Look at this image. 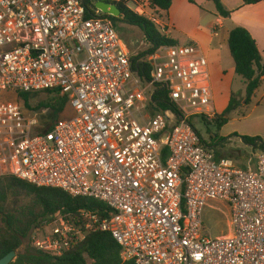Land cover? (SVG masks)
<instances>
[{
    "label": "built area",
    "instance_id": "built-area-1",
    "mask_svg": "<svg viewBox=\"0 0 264 264\" xmlns=\"http://www.w3.org/2000/svg\"><path fill=\"white\" fill-rule=\"evenodd\" d=\"M84 1L0 0V91L57 92L73 110L41 132L19 104L0 101V177L107 208L104 218L83 209L43 219L33 247L61 257L107 232L125 264H264V152L253 170L202 143L191 120L219 114L201 49H158L147 79L103 13L86 18ZM88 1L120 3L155 23L148 0ZM159 88L179 116L158 108ZM214 202L227 206L229 231L211 238L203 213Z\"/></svg>",
    "mask_w": 264,
    "mask_h": 264
},
{
    "label": "trees",
    "instance_id": "trees-1",
    "mask_svg": "<svg viewBox=\"0 0 264 264\" xmlns=\"http://www.w3.org/2000/svg\"><path fill=\"white\" fill-rule=\"evenodd\" d=\"M214 4L215 14L223 19L230 18L232 11L224 8L220 0H208ZM263 0H241L242 5H255ZM151 7L158 11H168L171 7L172 0H148ZM193 4L192 0H188ZM120 11L119 17H110L100 14L101 18H107L112 26L116 22L136 27L142 34L149 49L137 57H133V68L139 70L140 76L150 77L152 66L150 61L140 60L143 56H152L162 47L179 45L178 42L169 35L162 34L154 22L138 16L120 3L115 4ZM83 6L86 12V18L96 17L94 5L85 0ZM230 56L234 63V73L240 77L245 85V102L248 105L254 93L260 87L264 77V59L256 46L255 41L247 30L242 27H236L228 34L227 39ZM140 61V64L137 62ZM45 93L51 98L47 103L38 105L39 109L51 111V122L53 125L66 106L68 100L60 96L57 92L46 91L38 93H20L17 97L23 102V107L31 109L29 106V96ZM153 101L161 110H171L178 116L176 108L169 103L167 91L164 88L156 89L153 95ZM240 106L238 101L231 96L227 107L223 113L214 121L217 130L228 122V116ZM190 122V121H189ZM206 123V121H203ZM51 125L45 131L50 130ZM238 137V135H233ZM219 142H224L227 138L218 137ZM244 145L253 147V150L264 152V142L259 137H240ZM202 143L207 144L204 140ZM211 146V144H209ZM216 153V152H215ZM19 192L34 198L33 207L25 206L18 210H7L5 198L8 193ZM87 209L99 213L100 217H107L106 206L89 198H73L59 189L42 188L31 185L27 182L16 179L12 176L0 177V259L8 253L19 250L16 257L10 264H125L120 259V248L107 232H96L88 234L79 244L65 252L61 257H52L49 254L36 250L33 247V232L41 228L43 219L53 216L57 212L76 214L78 211ZM28 242L27 246H22Z\"/></svg>",
    "mask_w": 264,
    "mask_h": 264
},
{
    "label": "rangeland",
    "instance_id": "rangeland-1",
    "mask_svg": "<svg viewBox=\"0 0 264 264\" xmlns=\"http://www.w3.org/2000/svg\"><path fill=\"white\" fill-rule=\"evenodd\" d=\"M139 2V1H138ZM178 2V0L175 1ZM199 4L201 11L198 12L197 8H183L180 3L176 4L173 12L175 14L174 22L176 23L175 29L170 30L169 34L172 38L179 41L180 44H188L192 42L196 44L205 56L209 64V80L212 88L214 106L219 116L227 107L228 101L233 96L240 106L228 116V122L219 130L216 128L215 122H201L199 118H193L191 123L201 135L202 139L214 147L216 156L222 159H229L236 167H247L248 161H254L255 156L259 154L257 150H250L245 148L241 142L242 136H257L264 142V81L258 88L257 92L252 96L250 103L244 105L245 102V85L243 80L232 72L233 60L230 56L228 44L223 46L220 50L213 41L211 48L209 43L211 34L216 35L220 30L218 26L214 27L211 31L208 26L215 22V18L211 16L215 7L214 4L208 0H196ZM131 8L132 5H129ZM152 8V7H151ZM226 9V8H225ZM151 19L155 21L157 28L165 34L167 31L165 17L160 11L152 8L145 9ZM199 26V27H198ZM233 26L232 21L226 20L223 24L224 31L229 30ZM113 27L117 33L125 41L132 57H137L145 53L149 49V45L143 37L142 32L136 28L116 22ZM195 32V33H193ZM218 50V52H213ZM212 53V54H211ZM161 55L165 53L161 52ZM150 56H143L140 58L142 61H150ZM212 61V62H211ZM164 62V60L157 63ZM223 68L227 74L221 75L220 69ZM51 97L45 93L29 96V106L32 110L23 107V102L17 97L16 94L10 92L0 91V101H12L21 106L26 114L36 118L39 127L37 131L44 132L51 122V111L39 109L38 105L47 103ZM73 110L68 106L56 116V120H65L71 118ZM238 135L234 137L233 135ZM227 138L224 142H219V138ZM250 166V165H248ZM5 205L7 210H18L22 207H33L34 198L19 192H11L5 198ZM228 209L222 202L211 203L209 208H205L203 213V225L205 236L211 238L227 235L229 231L228 224ZM26 242L22 249L27 246ZM91 262L89 261L88 264Z\"/></svg>",
    "mask_w": 264,
    "mask_h": 264
},
{
    "label": "crops",
    "instance_id": "crops-1",
    "mask_svg": "<svg viewBox=\"0 0 264 264\" xmlns=\"http://www.w3.org/2000/svg\"><path fill=\"white\" fill-rule=\"evenodd\" d=\"M175 1L176 0H172L171 7L168 11H166V12L160 11V13H162V15L165 17V20H166L165 26L167 27V31L165 32V34L169 35V36H170L169 31L174 30L175 26H176V23L174 22V17H173V16H175V14H173V12L176 8L177 3H180V5L183 8L195 7V8H197L198 12L201 11V8H200L199 4H197L196 0H192L193 4L189 3L188 0H178V2H176V4H175ZM220 2L224 6V8H226L229 11H232V13L230 15V18H228V19L220 18L219 16H217L215 14V11L211 15L215 18V22H213V24H210L208 26L209 30L212 31L214 29V27H216V26H218L220 30L216 33V35L211 34L210 41H209V43H207V45L209 44L208 45L209 48H211L213 41L216 42V45L218 46L219 50L223 46L225 47V45L227 44L229 32L236 27H242L245 30H247L248 33L250 34V36L253 38V40L255 41L256 46L260 52L261 57L264 59V0L258 4L246 5V6L242 5L241 0H220ZM226 20L232 21L233 26L229 30L224 31L223 24ZM193 33H195V32H193ZM173 39H175V38H173ZM176 41L178 42V44H180L178 40H176ZM213 52L219 53L218 50H214V51H212V53ZM232 72H234V64L232 65ZM220 74L221 75L227 74V71H225L223 68H221ZM208 76H209V64H208ZM263 81H264V77L262 78L261 83ZM209 84H210V80H209ZM260 86H261V84H260ZM210 88H211V84H210ZM211 91H212V88H211ZM252 137H255V136H252ZM244 147L250 149V146H248V145H244ZM250 150L252 151V149H250ZM218 159H221V158H218ZM248 165H250V166H248ZM248 165H247V167H244V168H250V169L255 170V159H254V161H252L250 159L248 161Z\"/></svg>",
    "mask_w": 264,
    "mask_h": 264
},
{
    "label": "water",
    "instance_id": "water-1",
    "mask_svg": "<svg viewBox=\"0 0 264 264\" xmlns=\"http://www.w3.org/2000/svg\"><path fill=\"white\" fill-rule=\"evenodd\" d=\"M94 7L96 10L110 17L117 18L120 15V11L113 4H108L105 2H96ZM150 64H152V62ZM18 252L19 250L17 249L15 251L8 253L7 255H5L3 258L0 259V264H10L13 261V259L16 257V254Z\"/></svg>",
    "mask_w": 264,
    "mask_h": 264
}]
</instances>
